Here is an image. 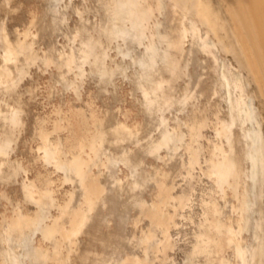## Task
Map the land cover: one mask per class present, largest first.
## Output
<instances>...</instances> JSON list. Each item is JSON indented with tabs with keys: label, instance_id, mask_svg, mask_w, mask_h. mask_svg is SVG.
Segmentation results:
<instances>
[{
	"label": "bare ground",
	"instance_id": "6f19581e",
	"mask_svg": "<svg viewBox=\"0 0 264 264\" xmlns=\"http://www.w3.org/2000/svg\"><path fill=\"white\" fill-rule=\"evenodd\" d=\"M217 2L264 110V0ZM221 54L178 0H0V264H264L257 104Z\"/></svg>",
	"mask_w": 264,
	"mask_h": 264
},
{
	"label": "rangeland",
	"instance_id": "374dc122",
	"mask_svg": "<svg viewBox=\"0 0 264 264\" xmlns=\"http://www.w3.org/2000/svg\"><path fill=\"white\" fill-rule=\"evenodd\" d=\"M183 3L185 8H187L191 15L201 23V25L205 28V30L208 32L209 36L219 45L221 48L223 55L221 54V57L224 59V61L227 62H234L237 67L240 69V71L244 74V77L246 79L248 94L251 97V99L255 100L257 104V112L256 116L258 119V122L261 126L262 136L264 140V110L262 106L257 103V95L256 91L254 89L253 84L249 80L248 73L244 66L241 63L240 55L238 54L237 48L232 41L229 33L227 32V29L225 27L221 12H220V6L217 2V0H178ZM225 56L232 59L229 60ZM222 119L225 118V114L221 115ZM243 186L239 187V192H242ZM175 258L177 260L181 259V253L177 251L174 254Z\"/></svg>",
	"mask_w": 264,
	"mask_h": 264
}]
</instances>
